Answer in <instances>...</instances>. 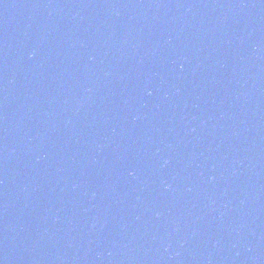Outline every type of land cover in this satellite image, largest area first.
Masks as SVG:
<instances>
[{"label":"water","instance_id":"95a60500","mask_svg":"<svg viewBox=\"0 0 264 264\" xmlns=\"http://www.w3.org/2000/svg\"><path fill=\"white\" fill-rule=\"evenodd\" d=\"M0 264H264V0H0Z\"/></svg>","mask_w":264,"mask_h":264}]
</instances>
